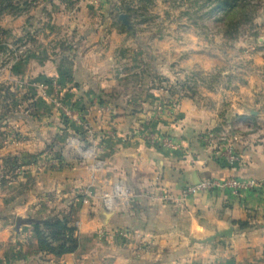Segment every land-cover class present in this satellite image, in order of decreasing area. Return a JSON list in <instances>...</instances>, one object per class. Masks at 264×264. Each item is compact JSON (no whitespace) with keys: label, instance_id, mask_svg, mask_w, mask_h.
I'll list each match as a JSON object with an SVG mask.
<instances>
[{"label":"crops","instance_id":"obj_1","mask_svg":"<svg viewBox=\"0 0 264 264\" xmlns=\"http://www.w3.org/2000/svg\"><path fill=\"white\" fill-rule=\"evenodd\" d=\"M40 2V13L49 20L45 29L59 53L51 55L48 43L39 42L32 58L15 66L17 79L28 88L37 79L52 84H45L50 90L36 109L38 117L16 120L23 138H13L18 154L32 157L33 170L44 171L45 189L55 200L33 199L25 208L31 205L45 219L57 202L77 198L80 246L64 261L264 264L263 70L246 76L236 67H221L193 53L186 45L190 38L182 34L144 37L135 29L133 35L118 19L126 13L114 0ZM138 15H129L132 24ZM194 70L200 80L191 77ZM57 102L74 114L73 121H66ZM82 124L96 137L100 167L73 156L78 152L68 141L76 136L84 142ZM225 128L233 129L238 158L233 164L217 160L200 140L206 131ZM165 138L179 148L164 147ZM234 178L258 180L260 186L234 196L211 191L179 200L188 185ZM118 184L127 196L116 198L107 211L101 194ZM85 191L90 207L75 196ZM165 192L175 201L151 199ZM240 222L249 229L241 230ZM231 227L232 238L200 242Z\"/></svg>","mask_w":264,"mask_h":264},{"label":"rangeland","instance_id":"obj_2","mask_svg":"<svg viewBox=\"0 0 264 264\" xmlns=\"http://www.w3.org/2000/svg\"><path fill=\"white\" fill-rule=\"evenodd\" d=\"M37 2L40 0H11L14 10L11 9V13H0V264H71L64 261L66 256L56 258L52 254L39 252L31 225L16 226L18 218L44 219L31 205L28 209L25 208L31 200L36 199L38 202L41 199L40 202L44 204L49 201L52 204L55 201L45 189L47 179L44 171L33 170L32 157L28 155L29 153L21 157L15 147L17 141L13 138L15 136L19 141L23 138L16 129V120L27 115L37 118L38 105H42L45 97L48 98L40 90V86H46V81L41 83L35 79L36 81L29 85V89L24 82L17 79L18 69L15 66L31 59L34 54L32 48L39 46V42L48 43V53L51 55L59 53L53 50L54 40L49 39L50 34L45 29L49 20L45 15L42 16L41 2L36 4ZM114 2L118 3L119 7H124L125 2L132 10L137 8L136 14H139L140 19L147 24H139L137 20H134L133 24L135 29H138L137 33L144 37L182 34L190 38L186 45L191 47L193 53L197 51L202 56L205 54L221 67L226 69L236 67L241 69L242 74L247 73L246 76L254 75L258 70L264 72V0H252L254 6L252 22L242 24L236 32H231L227 37L223 35L224 25L220 22L218 0H114ZM144 8L146 10L143 12ZM23 13H26V19L21 17ZM39 53L42 51L39 50ZM58 58L60 61L61 56ZM199 73L200 71L194 70L191 77L200 80ZM192 83L194 84L191 82V85ZM46 88L42 90L47 93L50 89L47 86ZM231 130L233 132V129ZM248 130L252 133L254 128L248 127ZM238 135L245 137L242 134ZM68 144L76 148L71 141ZM73 156L82 155L74 153ZM82 158L93 161L84 155ZM36 164L38 165V162ZM79 194L83 199L82 206L88 207L89 202L84 203L88 196L79 192L75 196ZM76 200L77 198L65 203L57 202L49 217L67 219L79 233L78 220L81 211L75 205ZM97 233L100 236L106 235L104 230Z\"/></svg>","mask_w":264,"mask_h":264},{"label":"built area","instance_id":"obj_3","mask_svg":"<svg viewBox=\"0 0 264 264\" xmlns=\"http://www.w3.org/2000/svg\"><path fill=\"white\" fill-rule=\"evenodd\" d=\"M135 11H137V8H134ZM139 20V24L142 23V19H140V15L137 17ZM146 25V24H143ZM45 87V88H44ZM42 89H47L46 86H40L41 92L45 93L46 91H43ZM57 107L61 111V114L65 119H67L69 122L74 120V114L68 110L66 107L61 105L60 103H57ZM83 131L85 134V140L82 142L78 137H70L68 142H72L74 146H76V151L80 155L87 156L91 158L93 161L96 162L97 166L100 167L101 161L97 160L95 158L96 155V137L94 136L91 128L87 124H82ZM200 140L203 143V145L211 150L212 155L217 160H226V162L233 164L238 160L237 156L234 155V144H233V133L230 131V129L225 128L221 129L219 131L215 130H209L204 132L200 136ZM16 142V141H14ZM17 145V143L15 144ZM88 145V146H85ZM162 145L164 147L168 148L169 150H177L179 147H177L169 138L163 139ZM260 186V182L257 180H242V179H226V180H218V179H210L206 181H201L197 185H188L186 188L182 190L180 193V199L181 201H185L188 199V197L196 195L197 193L202 192H211V191H218V192H230L233 196L239 195L245 191H251L256 190L257 187ZM85 196H88V192H84ZM159 195V194H158ZM127 192L123 189V187L118 184L115 185L113 190L111 192H103L101 200L102 205L105 207L107 211H112L113 209V202L118 197H126ZM153 200H158L165 202V200H172L175 201V198L168 194V192L162 193L159 195V197H151ZM88 199L84 201L85 204L88 203ZM123 237H126V232H121L120 234Z\"/></svg>","mask_w":264,"mask_h":264},{"label":"trees","instance_id":"obj_4","mask_svg":"<svg viewBox=\"0 0 264 264\" xmlns=\"http://www.w3.org/2000/svg\"><path fill=\"white\" fill-rule=\"evenodd\" d=\"M220 22L224 25L223 35L229 36L236 32L244 23L252 22L254 6L252 0H218ZM14 10L11 0H0V13H11ZM123 11L128 15H136V11L124 5ZM1 45V44H0ZM51 85L52 82H47ZM66 121H68L66 119ZM31 225L35 232L38 251L52 254L56 258L73 255L80 246V238L75 226L67 219L49 217L48 219H16V226ZM240 229L245 231L250 225L247 222L238 223Z\"/></svg>","mask_w":264,"mask_h":264},{"label":"water","instance_id":"obj_5","mask_svg":"<svg viewBox=\"0 0 264 264\" xmlns=\"http://www.w3.org/2000/svg\"><path fill=\"white\" fill-rule=\"evenodd\" d=\"M118 19L125 25L127 31L133 35H135L136 31L134 28V25L132 24V19H130V16L128 14H123L121 13L118 17ZM252 115H254V113H252ZM199 182H196L194 184L191 185H197L199 184ZM234 234V228L231 227L229 230H225L222 232H217L214 235H212V237H209L205 240L200 241L202 244H212V242H214L217 239H229L232 238Z\"/></svg>","mask_w":264,"mask_h":264}]
</instances>
